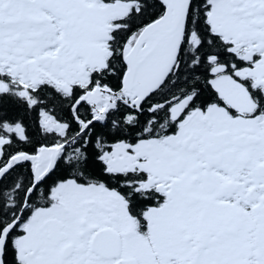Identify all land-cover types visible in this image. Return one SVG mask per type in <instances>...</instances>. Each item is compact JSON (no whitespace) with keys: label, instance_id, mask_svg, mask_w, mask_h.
<instances>
[{"label":"snow or ice","instance_id":"snow-or-ice-1","mask_svg":"<svg viewBox=\"0 0 264 264\" xmlns=\"http://www.w3.org/2000/svg\"><path fill=\"white\" fill-rule=\"evenodd\" d=\"M0 264H264V0H0Z\"/></svg>","mask_w":264,"mask_h":264}]
</instances>
